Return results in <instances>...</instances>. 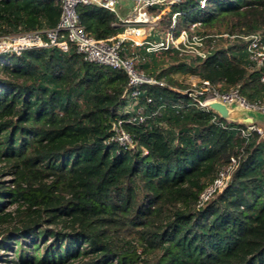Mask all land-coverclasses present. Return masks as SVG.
Instances as JSON below:
<instances>
[{
    "label": "trees",
    "instance_id": "trees-1",
    "mask_svg": "<svg viewBox=\"0 0 264 264\" xmlns=\"http://www.w3.org/2000/svg\"><path fill=\"white\" fill-rule=\"evenodd\" d=\"M77 11L97 39L124 29L103 8ZM174 12L177 34L207 36V55L171 70L264 98L244 41L230 37L264 31V0H183L160 18L164 31ZM61 13L57 0H0V36L54 28ZM162 52L159 60L123 46L140 72L164 82L142 84L133 113L126 71L88 63L74 47L0 63V250L15 249L24 264H264V137L247 140L245 123L195 107L165 71L187 54ZM119 121L129 143L117 140ZM232 158L225 187L202 201Z\"/></svg>",
    "mask_w": 264,
    "mask_h": 264
},
{
    "label": "built area",
    "instance_id": "built-area-1",
    "mask_svg": "<svg viewBox=\"0 0 264 264\" xmlns=\"http://www.w3.org/2000/svg\"><path fill=\"white\" fill-rule=\"evenodd\" d=\"M62 8L61 18L58 25L47 30H34L18 32L0 36V63L8 62L10 57L20 56L25 51L33 48L58 47L62 51H68L74 47L88 63L105 65L116 69H123L129 76L130 89L127 99L136 100L141 95V85L144 83L163 85V81L148 77L138 70L133 58L122 54L123 46L130 41L133 46L140 47L145 44L146 33L149 24L161 18L165 10L174 9L175 5L183 0H57ZM81 4L95 5L117 16L118 22L123 26V31L106 39H97L90 34L80 23L77 8ZM125 7V8H124ZM152 7H157L159 12L152 16L149 12ZM121 9H128L123 13ZM165 9V10H164ZM178 12L173 13L171 27L165 35L155 41H146L150 52H162L175 49L181 53H191L205 58L207 36L191 33L183 28L177 34ZM227 36V34H225ZM142 40H138L139 37ZM244 41L245 52L250 65L261 73L264 82V31H258L247 35H231ZM192 99L195 107L213 112L214 119L220 114L210 107L211 103L221 102L230 111L237 109L239 115H246L253 111L264 112V98L251 101L240 92L238 87L220 89L212 82L201 79L198 85H194L185 91ZM143 119V118H141ZM232 119V118H230ZM229 119V120H230ZM232 120H236L232 119ZM240 122V121H237ZM245 123L240 128L241 136L247 140L255 132L262 134V128L251 119H243ZM223 125V124H222ZM117 140L121 143L131 141L129 133L119 121L116 125ZM237 160L232 158L228 167L222 168L207 190L201 195L202 201L211 199L217 191L222 190L235 166Z\"/></svg>",
    "mask_w": 264,
    "mask_h": 264
},
{
    "label": "rangeland",
    "instance_id": "rangeland-1",
    "mask_svg": "<svg viewBox=\"0 0 264 264\" xmlns=\"http://www.w3.org/2000/svg\"><path fill=\"white\" fill-rule=\"evenodd\" d=\"M165 10V9H164ZM170 12L169 10H165L164 13H162L161 16V20H165L166 16H168V13ZM155 14H152V16H154ZM160 18L156 19L155 21H153L152 24H149L148 31L145 34L147 39L144 41L145 44L142 47H145L147 50V47L149 46V44L146 41H151L152 39H150V35L152 37L153 34H155L156 36H163L167 31H164V24H160ZM167 21V20H166ZM165 21V22H166ZM141 38H143V36L139 37L138 40H142ZM220 47H224V46H228V45H240L241 43H237L236 41L230 40V42H223V40H220ZM236 45V46H237ZM245 50V46L243 47ZM148 51V50H147ZM234 51V50H233ZM187 55H184L182 57H180V59H168L165 64L167 65L165 67V71H167L171 77H173L174 79H176L179 83H181L182 85H185L184 90L189 89L190 87H193L194 85H198L201 78L195 74L194 72H191L190 70H180V69H174L171 70L172 68L171 65L173 63H176V61L178 62H186L188 64L193 62V56L195 54H191V53H186ZM163 57H165V54L163 52H157L156 53V58L157 59H162ZM171 70V71H170ZM179 87V86H178ZM136 100H130L128 99V105L126 106V108L128 110H130V112H135L136 110ZM128 112V111H126ZM245 118H249L251 120H253L254 122H256L261 128H262V137H264V112L261 111H253L251 113H247L246 115H239L237 117V121H243V119ZM236 121V120H235ZM3 179L9 180L10 176H5ZM213 198V197H212ZM30 239H28L29 242ZM30 243V242H29ZM29 243H26V245H29ZM0 264H24L22 263V261H20V258H18L17 256H15V249L12 250H0Z\"/></svg>",
    "mask_w": 264,
    "mask_h": 264
},
{
    "label": "water",
    "instance_id": "water-1",
    "mask_svg": "<svg viewBox=\"0 0 264 264\" xmlns=\"http://www.w3.org/2000/svg\"><path fill=\"white\" fill-rule=\"evenodd\" d=\"M210 107L217 111L223 119H235L239 116L240 113V111L237 109L230 111L228 107L221 102L211 103Z\"/></svg>",
    "mask_w": 264,
    "mask_h": 264
},
{
    "label": "crops",
    "instance_id": "crops-1",
    "mask_svg": "<svg viewBox=\"0 0 264 264\" xmlns=\"http://www.w3.org/2000/svg\"><path fill=\"white\" fill-rule=\"evenodd\" d=\"M121 10H122L123 13H127L128 12V9H121Z\"/></svg>",
    "mask_w": 264,
    "mask_h": 264
}]
</instances>
